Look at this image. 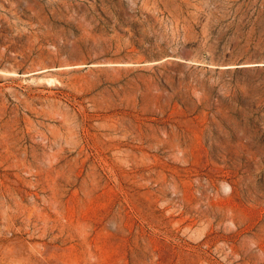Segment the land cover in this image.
Returning a JSON list of instances; mask_svg holds the SVG:
<instances>
[{"label": "rangeland", "instance_id": "1", "mask_svg": "<svg viewBox=\"0 0 264 264\" xmlns=\"http://www.w3.org/2000/svg\"><path fill=\"white\" fill-rule=\"evenodd\" d=\"M0 264H264V0H0Z\"/></svg>", "mask_w": 264, "mask_h": 264}]
</instances>
